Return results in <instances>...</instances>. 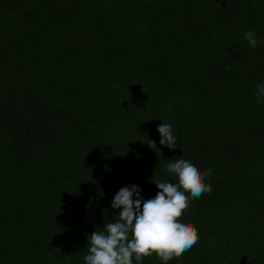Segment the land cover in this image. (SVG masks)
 Here are the masks:
<instances>
[{
  "label": "trees",
  "instance_id": "16d2710c",
  "mask_svg": "<svg viewBox=\"0 0 264 264\" xmlns=\"http://www.w3.org/2000/svg\"><path fill=\"white\" fill-rule=\"evenodd\" d=\"M260 84L264 0H0V264H84L118 191L155 198L179 159L212 192L167 264H264Z\"/></svg>",
  "mask_w": 264,
  "mask_h": 264
},
{
  "label": "clouds",
  "instance_id": "9594fccd",
  "mask_svg": "<svg viewBox=\"0 0 264 264\" xmlns=\"http://www.w3.org/2000/svg\"><path fill=\"white\" fill-rule=\"evenodd\" d=\"M244 38L251 47L257 46L253 31L246 32ZM256 96L258 101L264 97V84L258 85ZM158 132L160 144L174 150L177 137L172 126L163 123ZM149 146L156 149L154 141ZM166 170L178 177V183L155 182L160 190L155 198L144 200L142 190L135 185L118 191L112 202L114 209H120L118 219L88 237L89 254L84 264H133V257L140 262L153 254L167 264L198 243L197 229L181 217L190 197L212 192L211 185L205 183L208 172L202 173L197 164L185 159L166 164Z\"/></svg>",
  "mask_w": 264,
  "mask_h": 264
}]
</instances>
